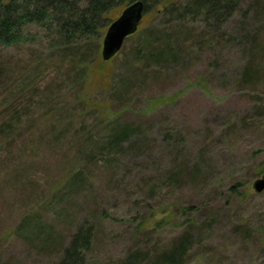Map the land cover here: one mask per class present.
<instances>
[{"label":"rangeland","instance_id":"rangeland-1","mask_svg":"<svg viewBox=\"0 0 264 264\" xmlns=\"http://www.w3.org/2000/svg\"><path fill=\"white\" fill-rule=\"evenodd\" d=\"M168 20L106 63L38 24L0 46V264H58L81 227L84 264H264V0Z\"/></svg>","mask_w":264,"mask_h":264},{"label":"trees","instance_id":"trees-1","mask_svg":"<svg viewBox=\"0 0 264 264\" xmlns=\"http://www.w3.org/2000/svg\"><path fill=\"white\" fill-rule=\"evenodd\" d=\"M136 1L143 3L145 24L163 12L169 22L201 17L206 25L223 26L241 11L245 0H184L183 5L177 4L180 0H0V46L19 43L32 24L47 30L51 43L64 47L100 37L123 8ZM91 243V229L79 228L58 264H84Z\"/></svg>","mask_w":264,"mask_h":264},{"label":"water","instance_id":"water-1","mask_svg":"<svg viewBox=\"0 0 264 264\" xmlns=\"http://www.w3.org/2000/svg\"><path fill=\"white\" fill-rule=\"evenodd\" d=\"M143 3L136 1L127 5L107 26L101 45V57L108 61L120 51L125 39L134 34L142 20ZM255 192L264 190V176L253 182Z\"/></svg>","mask_w":264,"mask_h":264}]
</instances>
